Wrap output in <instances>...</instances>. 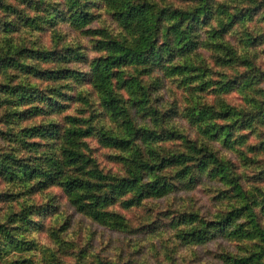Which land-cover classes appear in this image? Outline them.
Wrapping results in <instances>:
<instances>
[{"label": "rangeland", "instance_id": "1", "mask_svg": "<svg viewBox=\"0 0 264 264\" xmlns=\"http://www.w3.org/2000/svg\"><path fill=\"white\" fill-rule=\"evenodd\" d=\"M139 2L145 20L125 26ZM142 31L156 58L113 68V114L94 60L110 52L104 41L133 45ZM66 114L93 127L74 142L86 164L63 162ZM101 132L131 141L103 143ZM202 145L224 172L195 165ZM178 151L193 158L145 165ZM91 167L140 177L106 191L95 205L103 220L61 186ZM155 175L170 187L146 194L140 184ZM77 192L87 204L103 194ZM252 254L249 264H264V0H0V264H234Z\"/></svg>", "mask_w": 264, "mask_h": 264}, {"label": "trees", "instance_id": "2", "mask_svg": "<svg viewBox=\"0 0 264 264\" xmlns=\"http://www.w3.org/2000/svg\"><path fill=\"white\" fill-rule=\"evenodd\" d=\"M148 10V6L145 2L139 3H128L126 7V11L122 16V23L125 26L130 25L132 22L136 20H145L146 13ZM78 17L82 19L84 15L77 14ZM184 17V16H183ZM145 29H149V26L145 22ZM186 28L180 29L181 37H185ZM226 48L230 50L232 55L235 54V50L232 45L228 42H224ZM104 44L109 49V53L102 57H99L94 60L92 70L94 72V83L99 87V89L103 92L102 103L105 108L112 112L113 114L117 113V98L112 93L109 88L110 78L113 72V68L118 64H138L145 63L148 61H153L156 58V53L153 51V45L150 41V34L142 31L138 36L135 44L129 45L124 44L119 40H106ZM230 81L228 83H224V87H229ZM64 120L69 123L65 130V143L62 149L63 162L66 164H86L88 163V156L82 151L77 150L74 147V142L77 137L87 135L92 132L93 127L90 124H82L83 119L74 114H66L64 116ZM224 127L220 126L219 130L224 131ZM224 134V141H228L230 136V131L226 130ZM219 135V133L217 134ZM144 136L146 138H157L158 134L151 131L146 130L144 132ZM100 139L103 143L108 144H121L126 145L130 143V138H121L115 136L113 134L101 132ZM196 147V145H193ZM200 150L201 156L196 159V166L199 168H204L208 165L210 161L215 162V166H213L215 171L224 172L227 169V165H225L221 160L215 155L214 151L209 150L207 146L202 145ZM193 156L190 153L178 151L172 152L169 155H164L160 158L157 163H146V167L153 169L155 167L159 168H173L175 165L183 164L184 162L192 159ZM181 172V170H180ZM140 177L139 176H120L113 177L109 174L103 172L101 169L96 167H91L88 169L87 176H82L79 174H68L61 181V186L63 191L67 193H77L74 197L75 203H77L79 208L87 209L88 213L97 219L103 220L105 216L109 215L107 211L100 210L96 208V204L105 201V193L107 190H110V193L121 194L123 191L125 192L130 187L138 184ZM145 188L146 194L159 195L166 192L170 183L166 180L164 175H155L154 177L146 180L141 183ZM79 189L92 190V191H103L102 195L97 196L96 194L93 200V204H87L84 202L82 194L78 193ZM137 200V197H129L126 198L123 203L125 204H133ZM229 218H226V221ZM237 231L239 234L240 228ZM199 237V235H198ZM258 254L252 255H243L236 258H232V262L234 264H249L255 261L258 258Z\"/></svg>", "mask_w": 264, "mask_h": 264}]
</instances>
